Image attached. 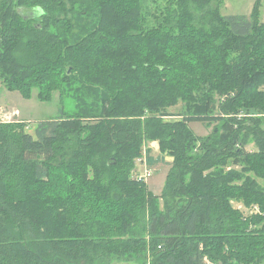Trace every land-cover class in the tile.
Instances as JSON below:
<instances>
[{
  "label": "trees",
  "instance_id": "1",
  "mask_svg": "<svg viewBox=\"0 0 264 264\" xmlns=\"http://www.w3.org/2000/svg\"><path fill=\"white\" fill-rule=\"evenodd\" d=\"M261 1L0 0V82L75 103L0 122V264H264ZM165 156L155 196L133 172Z\"/></svg>",
  "mask_w": 264,
  "mask_h": 264
},
{
  "label": "rangeland",
  "instance_id": "2",
  "mask_svg": "<svg viewBox=\"0 0 264 264\" xmlns=\"http://www.w3.org/2000/svg\"><path fill=\"white\" fill-rule=\"evenodd\" d=\"M259 0H220V13L225 17L230 16H250ZM261 15L264 16V0L261 1ZM183 109V105L171 108L169 112L178 113ZM75 111V103L72 98L61 99L59 92L54 94L51 101L43 102L38 98L37 91L34 92L31 99H25L19 92H10L5 85L0 82V122H23L27 126L26 130L29 134L34 135L39 124L57 119L63 115H70ZM19 112V116H13ZM7 120V121H5ZM166 122H177L178 117H168ZM190 127L200 137H207L212 134L214 126L208 127L202 123H191ZM153 158H161L164 154L160 149L158 141L148 142L145 147ZM248 150L256 151L258 148L255 143L248 145ZM145 156V155H144ZM145 158V157H143ZM137 160L133 177L141 180L145 177L149 190L153 195L160 196L163 192L167 174L170 170V164L173 158L165 156L164 162H159L154 166H148L144 160ZM242 170V168H240ZM254 176L253 174H251ZM258 182H263L257 179ZM236 207L244 208L242 203H236ZM128 264V263H122ZM133 264V263H131Z\"/></svg>",
  "mask_w": 264,
  "mask_h": 264
},
{
  "label": "built area",
  "instance_id": "3",
  "mask_svg": "<svg viewBox=\"0 0 264 264\" xmlns=\"http://www.w3.org/2000/svg\"><path fill=\"white\" fill-rule=\"evenodd\" d=\"M19 112H16V114H13V116H16V117H18L19 116ZM5 121H7V120H5ZM143 159H141L140 161H142ZM141 180L143 179H145V177L144 178H140ZM239 209H242V207H239ZM253 212H255V213H257V214H260L261 213V210H260V208L258 207V206H255V207H253Z\"/></svg>",
  "mask_w": 264,
  "mask_h": 264
},
{
  "label": "crops",
  "instance_id": "4",
  "mask_svg": "<svg viewBox=\"0 0 264 264\" xmlns=\"http://www.w3.org/2000/svg\"><path fill=\"white\" fill-rule=\"evenodd\" d=\"M262 14V13H261ZM262 22H264V16L262 15ZM144 162H146V159L143 158ZM147 163V162H146ZM148 165V164H147Z\"/></svg>",
  "mask_w": 264,
  "mask_h": 264
}]
</instances>
